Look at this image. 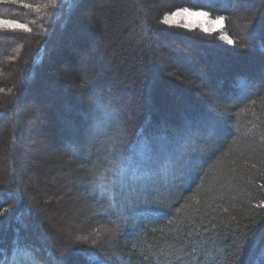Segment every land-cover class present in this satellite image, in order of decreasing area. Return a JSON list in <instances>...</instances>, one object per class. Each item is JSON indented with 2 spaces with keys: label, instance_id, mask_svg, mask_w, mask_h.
Segmentation results:
<instances>
[{
  "label": "trees",
  "instance_id": "16d2710c",
  "mask_svg": "<svg viewBox=\"0 0 264 264\" xmlns=\"http://www.w3.org/2000/svg\"><path fill=\"white\" fill-rule=\"evenodd\" d=\"M185 8L223 16L221 31L163 23ZM0 19L30 29L0 27V264H264V0H0ZM135 85L130 120L118 98ZM30 135L79 240L26 176ZM114 154L140 178L122 191Z\"/></svg>",
  "mask_w": 264,
  "mask_h": 264
},
{
  "label": "rangeland",
  "instance_id": "374dc122",
  "mask_svg": "<svg viewBox=\"0 0 264 264\" xmlns=\"http://www.w3.org/2000/svg\"><path fill=\"white\" fill-rule=\"evenodd\" d=\"M181 10L182 9H178V10L172 11L169 14H164L163 20L165 18H167V17H171V14L173 12H179L180 13L179 15L171 17L172 20L174 21L173 23H175V24H182V25L188 24V25H191V26L187 27V28H195L196 27V28H199V29H201L203 31H204L205 28L209 29L210 32L211 31H221L222 23H219V24L212 23V21H215L217 18H211L209 16L205 17V16H200V15H191L190 14V13L204 12V11L189 9V12L185 13V12H182ZM220 38L222 39V41H221L222 43H227L228 44V40L229 39L226 36H224L222 34L220 36ZM170 42H172V41H170ZM179 46H180V44H179ZM179 46H177V44L176 45L175 44L172 45V43L165 42V47L168 50H173V49H179L180 50L181 48ZM187 51L192 53L190 51V47L189 46L187 48ZM205 54H206L207 62H203L204 60L200 59L199 60V64L206 63L207 64V66H206L207 72H208V74L212 75L215 71L217 72V71L220 70L218 68V65L216 64V62L218 63V61L220 59L217 60V58H216V54L217 53L214 54L211 51V49H209V50L206 49ZM230 60H232V58H230ZM226 61H228V60L226 59ZM201 66H204V64H202ZM51 78H53V79L56 78L55 79L56 82L61 80L56 75H53ZM119 85H120V83H119ZM164 87H166V86H163L162 88H164ZM105 89H106L105 91L100 92V93L103 94L104 97L107 96V91L110 94H114V91H113L112 87H106ZM174 89H175V87H174ZM174 89L172 87L168 86L166 90L169 91V92L170 91L172 92ZM120 93L122 95V98L116 97V98L121 100L119 102V104L121 102L122 103H130L131 105L134 104L133 107L130 105L128 110L125 112L124 116L127 119L129 118L130 120L135 119V115L136 114H139V116H140L141 115V110L138 111L139 110L138 109V104L141 105V103H137L136 104V102L134 101L138 97L137 85H135V90L134 89L133 90L124 89ZM183 93L184 94H182V92H181L180 93L181 96L178 95L176 97L178 99H180L182 96L186 95V92H183ZM98 95H96V96H98ZM196 97H198V96L196 95ZM199 97H198V99H200ZM177 98H175L174 100L172 98V101L177 102L178 101ZM196 99L197 98H193V101L196 100ZM117 101H119V100H117ZM167 103H168L167 101L164 102L165 105L162 106V108L160 109V111L158 113L159 121H162L164 116H169L170 118H172L173 110L169 109V107L167 106ZM31 105L34 106L35 103L32 102V103H30V107H31ZM145 107L146 108L143 109V112H144L143 115H146L148 110L150 111L147 103H146ZM138 112H140V113H138ZM74 114H78V113H74ZM78 115L81 116L80 114H78ZM176 117L177 116H174V118H176ZM68 129L71 130L70 126H69ZM68 134L71 135L70 132H68ZM31 137H32V135H30L29 139H27L28 146H26L27 147L26 150L30 151V154L27 157L28 161L25 160L27 162L26 163V171H25L26 176L31 178L30 181L32 183H34L33 184L34 187H35V184H36V187H38L40 189L39 199L42 200V205H43L42 209L46 210L47 217H48V219H50V222L52 223V226H55V230L57 231L56 233L60 234L62 236H66L67 239H69V240H71V238L72 239L76 238L77 240H79L81 238L78 239L77 236H79L82 232H85L87 229L83 228L79 221H76L75 218H71L67 214V210H68V207H69V203L67 201V198L61 197L59 195L54 194V190L59 185L58 180L60 178L57 175L53 176L51 173H47L46 171L43 170L44 168L41 169L39 167L38 162L33 157L35 156L36 150L38 148H40L39 145L42 144V143L39 144V141L37 140V139H39L38 137L35 138L33 142L30 141ZM113 156H116L115 157L116 162L113 163V164H115V166L113 167V171H112L115 174V178H111L110 180H108V182L110 183V185H115L116 186L118 184L117 188H119V190L122 191V189H125V188L129 187L127 184H125L126 182L127 183L131 182V181H133V179H136V181H138L140 178H139L138 174H135L134 172H132V175H130V176H128V174H126L127 177L124 176V175H121V173H123V172H121V168H122L121 166H122V163L124 161L120 162V158H119L120 156H118V155L114 154ZM5 160H6V158H5ZM130 167L131 166H129V167L127 166L126 167L127 169H125V171L128 170V168H130ZM109 174H111V173H109ZM120 176L122 177L123 182H124V184L126 186H124L123 184L120 185V183H118L117 179ZM61 179H62V183L65 184L66 180H64L63 176H61ZM48 207L51 210H49ZM98 235H99L98 233H94L93 234V236H98ZM86 241L87 242L90 241V238L88 240H86ZM91 243H92V240L90 242H88V244H91ZM69 249H71V248H68V250ZM67 253H65V254L67 255Z\"/></svg>",
  "mask_w": 264,
  "mask_h": 264
},
{
  "label": "snow or ice",
  "instance_id": "6c2138e0",
  "mask_svg": "<svg viewBox=\"0 0 264 264\" xmlns=\"http://www.w3.org/2000/svg\"><path fill=\"white\" fill-rule=\"evenodd\" d=\"M63 2V0H62ZM66 2L69 4V9L71 10V7L73 5V3L75 2V0H66ZM49 3L52 4V5H56L57 3V0H49ZM47 6V5H45ZM25 7H29V8H32V7H35L37 11H39V8L40 6L39 5H25ZM182 12H185V13H188L189 12V9L185 8V9H182L181 10ZM180 13L179 12H173L171 14V17H174V16H177L179 15ZM191 15H200V16H205L207 17L208 16V13L207 12H195V13H190ZM171 17H167L163 20V23H166V24H172L174 21L172 20ZM224 20V17L223 16H220V17H217V19L215 21H212V23H216V24H219V23H222ZM191 25H188V24H185L184 27H190ZM0 27H3V28H20V29H24L26 31L30 30L28 28V26L26 24H20V23H16L15 21H10V20H0ZM206 32L209 31V29L205 28L204 29ZM228 43L229 44H232L233 41L231 39L228 40ZM98 187H100V190H101V193L103 194L105 189L103 188L102 185H97ZM127 207L129 208H135L136 205H133V204H128ZM9 209H4L3 211H0V215H3L4 213L8 212ZM142 211L145 213V214H153V213H156L158 212V209L157 208H153L151 206H147L145 207L144 209H142ZM88 259L90 261H95V257L92 256V257H88Z\"/></svg>",
  "mask_w": 264,
  "mask_h": 264
}]
</instances>
